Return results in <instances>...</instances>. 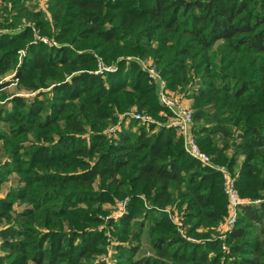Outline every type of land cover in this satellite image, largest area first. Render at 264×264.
Masks as SVG:
<instances>
[{
	"label": "trees",
	"instance_id": "trees-1",
	"mask_svg": "<svg viewBox=\"0 0 264 264\" xmlns=\"http://www.w3.org/2000/svg\"><path fill=\"white\" fill-rule=\"evenodd\" d=\"M21 1L0 0V28L32 24L0 35V78L25 48L14 79L34 93L0 111V186L11 174L19 184L0 198L1 262L106 264L112 230L113 264H264V0H48V17ZM32 29L72 48L29 44ZM94 55L116 71L95 74ZM127 57L150 58L168 90L193 102L200 150L232 172L247 203L226 251L215 233L228 216L220 173L161 123L154 83ZM134 107L155 120L106 132ZM117 198L127 214L113 219L103 206ZM168 206L185 207L194 241Z\"/></svg>",
	"mask_w": 264,
	"mask_h": 264
},
{
	"label": "built area",
	"instance_id": "built-area-1",
	"mask_svg": "<svg viewBox=\"0 0 264 264\" xmlns=\"http://www.w3.org/2000/svg\"><path fill=\"white\" fill-rule=\"evenodd\" d=\"M26 25H22L21 27L17 28L16 30H0V35L9 34L13 35V33H18L22 31ZM34 43H40L43 45H46L48 47L53 48H60V45L53 39V38H47L40 36L34 29ZM95 58H97V70L94 72L95 74L103 75L104 73H110L116 71V65L115 66H106L102 63V61L94 55ZM129 61H134L139 68L145 72L148 76V78L154 83L156 88V98L161 107H163L170 115L172 116V122L168 123L167 126L173 128L177 136L181 138L183 143V149L186 152L188 156H190L192 159L197 161L203 166L210 167L214 169L215 171L219 172L222 178V185H223V192L227 197L228 200V216L225 219V227L222 229L220 234L218 235V239L221 241V249L223 251L227 250V246L225 244V239L227 237V233L234 227L237 216L239 213V207L240 205L247 203L241 200L238 196L236 187H235V178L232 177L230 172L226 167L215 165L211 158L206 155L204 152H202L196 142L195 135L193 133V127H194V120H193V111L189 108V106L186 105V102L184 99H179L177 96L173 97L170 92L166 88V84L163 81L160 72L156 68V66L153 64L152 61L148 60H141V59H127ZM131 119L133 121H136L140 125L147 124L150 121L149 117L144 116L140 113H133L130 115ZM125 117H121L119 119V122L112 127L110 130H106L109 134H115L121 130L123 126H121L122 123H125ZM122 122V123H121ZM127 206V199H119L117 202V213L120 216L121 212L126 208ZM165 212L169 215V219L173 222V224L178 229L180 235L182 237H185L182 221L176 214H171L169 210H165ZM188 240L189 239L187 238ZM101 261H104L101 257ZM105 262V261H104ZM0 264L1 260H0Z\"/></svg>",
	"mask_w": 264,
	"mask_h": 264
},
{
	"label": "rangeland",
	"instance_id": "rangeland-1",
	"mask_svg": "<svg viewBox=\"0 0 264 264\" xmlns=\"http://www.w3.org/2000/svg\"><path fill=\"white\" fill-rule=\"evenodd\" d=\"M21 4L23 6V8L27 9L28 11H31V12H34V13H41L45 16H49L50 15V12H49V9H48V0H22L21 1ZM7 6H10V5H7ZM3 6L0 4V9L2 8ZM10 9V8H9ZM4 15L2 14L1 10H0V23H2V17ZM10 22V20H9ZM22 22H23V25H26V26H32V24H29L28 21L22 19ZM31 23V22H30ZM0 30H3L2 27L0 28ZM33 30V29H32ZM4 31V30H3ZM15 33H13L14 35ZM50 38V37H48ZM56 41V40H55ZM57 42V41H56ZM58 43V42H57ZM29 44H33V45H36L34 43V35H33V38L31 39L30 43ZM60 45V47H68V48H72L68 43H58ZM25 48L24 49H20L17 54H18V60H17V63H16V66L13 70H11L9 73H7L5 76L1 77L0 78V85L4 84V83H8L9 85L0 89V111L2 110H7L9 111L10 110V105H9V100L14 97V96H20V97H25L26 99H30L32 98V96L34 95V93H31L30 91H26L23 87H21L19 85V83L17 84L18 80L17 79H14L15 77V73H16V69L19 67L20 63H21V59L22 57H24L25 55ZM126 59H139L137 57H127ZM144 60H150V58L148 59H144ZM151 61V60H150ZM115 64V63H114ZM114 64H112L113 66H115ZM111 65V66H112ZM145 73V72H144ZM146 74V73H145ZM147 75V74H146ZM148 77V76H147ZM163 79V78H162ZM163 81L165 82V80L163 79ZM23 88V89H22ZM167 88V87H166ZM168 90V88H167ZM170 94L175 97L177 96V98L181 99V97L179 95H177L176 93H174L173 91H170ZM2 97V98H1ZM192 103L193 102H190V101H186V105L189 106V108L192 110ZM193 111V110H192ZM133 113H140V114H143L144 116L146 117H149L150 121H153L155 119H153L149 114L145 113V112H138L137 111V108H132L130 111H128L125 115V123H122L121 126H123L124 128H128L129 125L131 124V122H133V120L131 119L130 115H132ZM3 115V113H2ZM160 117L161 119H163V124H168V123H171L172 122V116L170 115V113L164 111L163 112H160ZM135 123H137L135 121ZM139 126L140 124L137 123ZM201 123H195L194 122V127L195 125L198 127L200 126ZM5 124L1 123L0 122V129H4V126ZM116 124H111L107 129L110 130L112 127H114ZM0 146H1V143H0ZM231 153L232 151L230 152H227V156H231ZM9 161V158L7 157L6 154H4L3 152H0V173L4 170L3 169V165ZM241 162V159H239L238 161V164ZM215 164V163H214ZM215 165H218V166H223V167H226L228 169V171L230 172V169L228 168L227 165H220V164H215ZM232 172H230L231 174ZM233 173H237V168L234 169ZM232 175V174H231ZM232 177H234L232 175ZM7 179L5 180L4 183H2V185L0 186V198L1 197H4L7 192L12 189V188H16L19 186L18 182L16 181V176L15 174H11L9 176L6 177ZM118 198L114 200V203L113 204H105L103 207L105 210L108 211V214L107 216L110 217V218H113V219H116L117 217H122L123 215L127 214V206L126 208L123 210V212H121L120 216H118L119 214L117 213L118 211V208H117V202H118ZM24 206H19V205H15L14 206V212L17 213V212H20L22 211ZM174 206L170 207H166L165 210H169V212L171 214H176L180 220L182 221V225H183V228L185 229L184 231V235H185V238H189V239H194V237L191 236L189 237L186 233L187 229H189V226L187 225H184L183 224V218L182 216L184 217V214H185V207H182V208H176L175 209L173 208ZM166 215L168 216L169 218V215L166 213ZM226 219V218H225ZM170 222L173 224V222L171 221V219H169ZM174 225V224H173ZM225 227V221L219 226L216 228V231L215 233H218V235L220 234V232L222 231V229ZM2 228V225L0 226V229ZM178 230V229H177ZM108 233H106V236H105V242L107 244V252L105 255L102 256L103 260L106 262V264H113L112 263V250H111V244H113L114 242L116 243H120L116 238H114L112 236V230H107ZM199 233H203L204 230L203 228H200L198 230ZM192 239V241H194ZM191 241V240H190ZM148 249V247L146 245H143L141 250L146 252ZM222 250V249H221ZM2 256V253L0 252V258ZM101 259V258H100ZM1 260V259H0ZM2 263V262H1ZM3 264V263H2Z\"/></svg>",
	"mask_w": 264,
	"mask_h": 264
},
{
	"label": "crops",
	"instance_id": "crops-1",
	"mask_svg": "<svg viewBox=\"0 0 264 264\" xmlns=\"http://www.w3.org/2000/svg\"><path fill=\"white\" fill-rule=\"evenodd\" d=\"M186 102V101H185ZM1 198H3V197H1Z\"/></svg>",
	"mask_w": 264,
	"mask_h": 264
}]
</instances>
